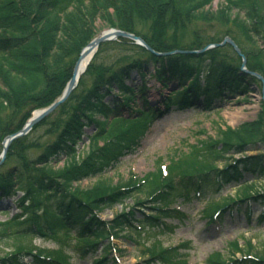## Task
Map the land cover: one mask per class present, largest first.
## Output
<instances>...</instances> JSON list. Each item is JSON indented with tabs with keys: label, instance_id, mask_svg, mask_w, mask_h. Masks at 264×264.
<instances>
[{
	"label": "trees",
	"instance_id": "trees-1",
	"mask_svg": "<svg viewBox=\"0 0 264 264\" xmlns=\"http://www.w3.org/2000/svg\"><path fill=\"white\" fill-rule=\"evenodd\" d=\"M213 1L0 0V142L19 131L33 111L46 108L60 96L78 55L95 36L97 21L140 37L159 54L196 52L228 37L246 57L247 68L264 78V66L250 64L262 54L259 44L264 48V0H221L218 9L210 11ZM235 10L237 14L233 12ZM198 22L218 23L226 32L212 41H204L192 34L191 40L184 44L187 27ZM113 45L129 47L134 51L133 56H125L109 65L100 62L99 55ZM196 64L213 66L214 85L207 88L181 85L182 88L167 97L166 107L174 103L179 107L191 106L202 96L204 108L241 93L244 94L242 99L247 100L246 93L252 84H259L256 79L240 74V58L227 45L201 54L169 56H156L125 39L99 46L68 100L33 127L27 137L14 141L8 149L0 167V197L22 191L24 198L19 202V208L23 215L11 220V237L0 234V243L10 239L13 249L0 264H21L19 254L27 248L24 244L26 236L50 235L48 232L54 233L66 224L69 230L76 229L77 238L83 243L95 245L107 238V232L94 211L101 212L106 207L112 209L118 204L123 205L127 199H132L136 207L163 203L177 189L189 194L196 186V174H200V180L209 190L215 187L216 176L226 184L238 182L239 170L264 179V156L234 160L235 167L225 163L227 168L222 172L213 167L215 163L228 160L223 159L226 155L243 154L248 146L253 148V143L262 135L260 124L264 123V104L260 103V120L244 123L235 130L227 127L225 132L221 131L220 148L211 141H203L169 159L168 178L161 177L157 171L145 178L142 185L111 186L98 180L87 191L72 187V183L103 174L131 150L130 138L137 135H130L131 131L142 127L128 126L123 130L117 127L113 133H108L107 129L110 127L108 118H116L120 108L141 114L135 104L137 97L148 104L144 89L134 85V72L140 79L148 72L160 80L167 73L180 76L191 69L189 72L192 73ZM150 68L154 73L149 71ZM162 87L166 89L168 84L165 82ZM152 114V111L148 113ZM91 125L96 130L90 137V151L85 159L78 161L76 148L84 136V128ZM40 127L45 128L42 136L31 138ZM100 141L103 146H98ZM34 151H38V155L30 157ZM60 159H65L64 166L55 170L50 163ZM237 197H252L264 207V197L252 189L242 190ZM25 201L29 206L24 205ZM44 201L48 203L51 216L46 214L47 211L43 212ZM132 215V212L116 215L110 230L120 231L128 226ZM23 216L25 219L19 221ZM107 249L105 247L104 251ZM212 258L214 264L221 262L219 255ZM243 264L257 263L246 261Z\"/></svg>",
	"mask_w": 264,
	"mask_h": 264
},
{
	"label": "rangeland",
	"instance_id": "rangeland-1",
	"mask_svg": "<svg viewBox=\"0 0 264 264\" xmlns=\"http://www.w3.org/2000/svg\"><path fill=\"white\" fill-rule=\"evenodd\" d=\"M219 4L220 0H214L209 10H217ZM95 27L97 34H100L107 26L105 23L97 21ZM225 32V28L215 22L192 23L185 31L183 43H188L191 40L192 34L193 36L197 35L199 38H203L204 41H212L221 38ZM133 52L129 47L113 45L105 48L104 53L102 55L100 54L99 58H101L100 62L109 65L125 56L130 58L133 56ZM252 60L250 64L264 66V54L259 59ZM150 71H152V68H150ZM137 80H135V84L138 83L137 86L143 84L142 87L146 90L145 98H148L149 105L147 107L141 105L139 98H136L135 104L141 106L144 111H147L148 108H155L167 96L168 91L163 89L162 92H159V84L148 81L147 76H145V79H138L137 77ZM142 80L143 82L139 83ZM250 91L252 92L247 94V101L242 102L241 97H239V100L234 97L221 105L217 109V113H200L197 108H191L182 111L174 109L163 116H156L151 124V131L141 140L138 150L133 155L122 159L118 167L109 172L106 178L110 179V181L113 180V182L117 178L126 180L130 174L142 178L148 173L156 172L158 161L161 164L167 165L171 157L186 152L192 145H196L200 141H205L208 136L216 139L219 137L218 128L224 129V126L235 128L245 122L252 121L255 119V113L258 110V87L252 85ZM122 115L125 118H132V114L129 115L127 110H122ZM115 128L113 127V129ZM44 130V127L38 128L32 134L31 138L42 136ZM110 130L109 128L108 131ZM86 134H91V131H86ZM41 139H43V142L46 141L45 138ZM99 145H101V142ZM86 147L83 152L87 151ZM256 149L259 150L249 154L255 155L261 151L264 153V149L259 145ZM38 153V151H34L30 154V157L37 156ZM61 165L62 162L57 167L60 168L62 167ZM253 180L247 176L243 182L247 181L251 183ZM94 181H84L79 186L81 188H87ZM249 187L253 190H262L264 192V181H254ZM236 193L234 189L228 188L222 197L225 199L235 198ZM17 199L18 196H15V198L6 202V209H3L2 214L0 213V222L10 219L18 212L15 203ZM215 199H218V197H215ZM206 202L203 200H193L189 204L183 205L181 209L187 215L188 219L181 225L176 221L167 222L170 226H173L172 232L170 233L165 231L163 234H158L156 231H151L147 236L130 234V238L126 240L114 241L118 248L122 250V253H119L118 261L114 264H156L151 261L145 262L147 259L143 256L146 247L152 245L154 242L162 243L163 247L188 243V261L191 264H208V257L214 254H220L222 260L227 262L234 255L229 246L233 241L238 242L241 248H244L246 243H250L256 251L260 252L264 250V221L260 223L258 220L262 211L258 205L251 204L249 217L243 213L245 211V205H243L241 211L232 210L226 212L220 220L218 217L214 223H208V218L203 213L204 209L209 205ZM179 203L175 206H179ZM126 205H132V201L127 200ZM118 212H120V207H115L113 210H106L101 214V218L109 221ZM57 239H59L57 242L36 241L35 243L47 249H58L61 246L64 247L69 244L65 248V251L72 257L71 260L74 264H94V259H96L99 251L93 254L92 257L90 255L80 257L70 246V244L73 246L72 242L68 243V240L60 236ZM11 243L5 242L0 248H5L7 251ZM7 244H9L8 247ZM236 255L235 257L238 258L241 254Z\"/></svg>",
	"mask_w": 264,
	"mask_h": 264
},
{
	"label": "water",
	"instance_id": "water-1",
	"mask_svg": "<svg viewBox=\"0 0 264 264\" xmlns=\"http://www.w3.org/2000/svg\"><path fill=\"white\" fill-rule=\"evenodd\" d=\"M117 38H126V39H130L132 41H135L137 44L143 46L145 49H147L148 51H151L150 48H148L145 43L143 41H141L139 38L124 33V32H120V31H115V30H110L107 31L103 34H101L99 37L93 39L81 52V54L79 55V58L74 66V69L72 71L71 77L62 93V95L48 108L42 110V111H38L36 112L32 118L30 120L27 121V123L25 124V126L22 128L21 131H19L16 134L10 135L8 137L5 138V140L2 143V153L0 156V164L3 162L4 158H5V154L7 151V148L9 147L10 143L17 139L18 137L24 136L26 135L31 128L36 125L37 123H39L42 119H44L45 117H47L50 113H52V111H54L59 105H61L70 95L71 91L75 88L76 83H77V79L79 77L78 74V65L80 63V61L88 54L92 53L96 47L105 41H112L115 40ZM224 42H227L228 44H230L234 50L240 55L239 51L237 50V48L234 46V44L228 40L225 39ZM243 66H244V60L241 66V70H243ZM257 76V75H255ZM264 99V98H263Z\"/></svg>",
	"mask_w": 264,
	"mask_h": 264
},
{
	"label": "bare ground",
	"instance_id": "bare-ground-1",
	"mask_svg": "<svg viewBox=\"0 0 264 264\" xmlns=\"http://www.w3.org/2000/svg\"><path fill=\"white\" fill-rule=\"evenodd\" d=\"M90 57H91V53L88 54V55H86V57H84V58L80 61L79 65H78V74H79V76H80V74H82V72L85 71L86 64H87V62L89 61Z\"/></svg>",
	"mask_w": 264,
	"mask_h": 264
}]
</instances>
